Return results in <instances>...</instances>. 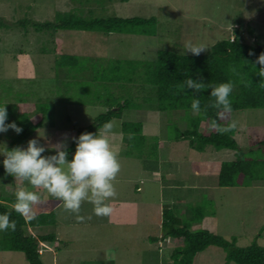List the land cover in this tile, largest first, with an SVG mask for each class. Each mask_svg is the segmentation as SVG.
Segmentation results:
<instances>
[{
  "label": "rangeland",
  "instance_id": "1",
  "mask_svg": "<svg viewBox=\"0 0 264 264\" xmlns=\"http://www.w3.org/2000/svg\"><path fill=\"white\" fill-rule=\"evenodd\" d=\"M80 1L0 0V103L16 106L10 123L23 111L33 115L34 105H48L42 127L22 148L43 134L44 138L38 141L42 146L50 147L66 140L68 148L77 130L91 125L104 112V107L97 102L82 105L60 101L65 95L54 90L53 68L55 58L62 54L154 61L160 50L192 55L183 54L186 40L205 44L207 51L200 54L203 55L216 43L235 36L244 43H257L264 48V0H104L101 5L93 0L91 4ZM88 11L93 12L89 15ZM58 12L97 18H155L156 35L37 33L30 26L17 25L23 19L51 22ZM134 87L133 103L140 107L124 111L122 120H112L117 133L112 144L118 152L121 171L115 181L117 196L110 201L111 214L97 217L93 206L84 202L79 213L85 217L83 222H78L75 214L62 207L56 208L62 212L56 214L58 225L28 228L33 236L54 233L62 243H67L62 255H55L54 248L45 252L41 257L43 263L173 264L170 255L181 245V240L169 238L156 243L147 240L161 235V209L165 204L187 222L191 231L208 230L227 240L236 238L238 247L250 246L254 241L264 247V181H254L249 186L219 187L218 164L233 160L234 152L216 151L212 147L196 152L185 141H172L175 128L186 129L183 112H160L155 109V103L145 105L139 97L143 98L146 92ZM73 95L66 97L73 99ZM89 98L86 96L85 100L89 102ZM233 120L237 123L234 139L247 158L264 157V145L260 143L264 141V109L233 112L229 122ZM122 121L142 123L146 143L150 146L158 143L157 161L151 159L147 161L149 165H144L141 160L124 156ZM15 135L11 129L0 133V152ZM147 150L146 155L152 152ZM53 152L46 151L43 155ZM3 159L0 155V163ZM156 163H159L158 170ZM14 182L0 179L1 197L15 199V192L10 194L5 189L17 184ZM31 190L41 195L43 201L54 199L42 189ZM129 203L136 204L130 208ZM195 210L204 215L199 222L192 219ZM46 249L41 246L39 252L42 254ZM225 255L222 249L209 247L196 254L193 264H225ZM0 264L27 263L21 253L0 252Z\"/></svg>",
  "mask_w": 264,
  "mask_h": 264
},
{
  "label": "trees",
  "instance_id": "2",
  "mask_svg": "<svg viewBox=\"0 0 264 264\" xmlns=\"http://www.w3.org/2000/svg\"><path fill=\"white\" fill-rule=\"evenodd\" d=\"M73 1L82 3L80 0ZM91 1L83 0L89 4ZM93 1L101 5L104 0ZM92 12L88 11L89 15ZM156 24L155 18L116 16L97 18L85 17L76 12H58L51 22L41 23L23 19L17 23L24 28L30 26L37 33L82 31L132 36H155ZM233 40L234 38L222 40L213 45L206 54L199 56L180 55L160 50L154 61L91 59L69 54L58 56L54 60L53 69L55 72L54 90L60 93L62 91L65 95L60 101L82 105L97 102L104 107V112L98 114L91 125L78 129L73 137L86 132L95 133L99 126L107 121L122 120L124 111L139 108L140 106L133 103L134 97L131 93L132 86H135V89L146 92L143 98L139 97L145 105L155 103V109L160 112H183L182 119L186 121V129L181 131L175 128L172 141H185L196 152H204L207 147H212L216 151L234 152L233 160L218 164L217 185L219 187H238L242 184L249 186L254 181H264V157L258 160L248 159L234 139L235 130L225 134L210 130L207 121L216 118V110L208 108L206 117L193 113L190 107L193 99L192 90L180 91L177 88V85L188 77L192 79L200 77L205 83L211 84L233 82L234 89L229 97L232 102V112L226 119L219 120L222 125L229 123L233 112L264 109V88L259 86L261 77L256 74L260 65L255 64L257 57L264 52V48L257 43H244L238 36H235ZM232 67L236 69L235 72L230 71ZM102 92H104L103 95ZM71 93H74L73 99L72 96L66 97ZM197 95L201 100L203 111L211 100L210 89ZM86 96L91 97L89 102L85 100ZM0 106L3 104L0 103ZM5 107L6 123H10L16 106L5 105ZM34 110L33 115L23 111L14 117V122L22 129V132L12 137L7 147L8 150L17 146L21 147L36 130L42 127L48 112V105L39 103L34 105ZM121 133L126 148L124 152L126 158L141 160L144 165H149L147 161L151 159L157 161L159 158L158 143L156 142L157 145L153 146L146 143L147 137L143 135L142 123L122 121ZM129 134L132 136L131 139ZM260 143L264 145V141ZM75 147L71 139L70 146L67 148L69 160H71ZM147 149L152 150L148 155H146ZM249 152L252 153V150ZM48 155H55V152ZM2 162L0 163V179L13 182L14 178L5 174ZM157 164L159 163H156L158 170ZM16 183L12 184L15 187H5L8 193L14 194L15 188L21 186L19 182ZM14 200L0 196V214L7 212L10 214V219L16 222L15 231L0 232V252L21 253L27 264H44L39 253L40 247H53L57 237L54 233L33 236L28 233V228L56 226L55 207L59 201L55 199L43 201L35 209V219L28 221L12 208ZM195 212L196 215L192 219L201 221L204 215L198 210ZM160 231V237L154 240L162 241L166 238L181 240V245L175 247L170 255L173 264H193L196 254L209 247L220 248L225 252V264H264V247L259 246L256 241L250 246L238 247L236 238L227 240L208 230L191 231L187 222L167 206H164L161 211Z\"/></svg>",
  "mask_w": 264,
  "mask_h": 264
},
{
  "label": "clouds",
  "instance_id": "3",
  "mask_svg": "<svg viewBox=\"0 0 264 264\" xmlns=\"http://www.w3.org/2000/svg\"><path fill=\"white\" fill-rule=\"evenodd\" d=\"M230 30L232 32L231 24ZM183 49V54L199 56L207 51V46L186 40ZM255 64L260 65L256 74L261 77L259 86L264 88V52L260 53ZM230 71L235 72L236 69L232 67ZM177 88L180 91L192 90L193 99L190 107L193 113L206 117L208 108L216 110V118L207 121L210 130L225 134L236 129L237 123L234 120L224 125L219 123V120L226 119L232 112L229 97L234 89L233 82L211 84L205 83L200 77L197 79L188 77L179 83ZM209 89L211 100L202 111L201 100L197 94ZM5 105L0 106V133H6L11 129L20 134L22 129L15 122L6 123ZM115 127L113 121H107L99 126L95 133L86 132L73 137L76 147L71 160L68 158L66 140H61L50 147L42 146L38 141L44 138V134L42 137L29 140L27 146L23 148L17 146L8 150L4 146L0 155L4 157L2 163L5 174L13 177L14 181L21 185L15 191V200L12 204L15 212L28 221L35 219V209L43 200L41 195L31 189H42L49 197L59 201L64 211L75 214L78 222L85 219L79 215L84 202L93 206L95 216H109L112 212L110 201L117 196L115 181L121 171L118 152L114 150L112 144V138L117 135ZM129 138H132L131 134ZM46 151H54L55 155H43ZM15 229L16 222L10 219V214L7 212L0 214V232Z\"/></svg>",
  "mask_w": 264,
  "mask_h": 264
},
{
  "label": "crops",
  "instance_id": "4",
  "mask_svg": "<svg viewBox=\"0 0 264 264\" xmlns=\"http://www.w3.org/2000/svg\"><path fill=\"white\" fill-rule=\"evenodd\" d=\"M132 159H134V158H132ZM135 160H138V159H135ZM163 163V162H162ZM155 170H153V172H154ZM139 189V187L138 188H136V190H138ZM136 203H133L132 205H135ZM130 203L128 204V206L130 207V208H133V206H132ZM164 206H169V205H167V204H165V205H163L162 207H164ZM56 208L57 209H61L62 208V204L59 202V204L55 207V218H56V225H58V216L56 217V214L58 215V214H60L59 213V211L61 212V210H57L56 211ZM127 208V207H126ZM123 210V209H122ZM161 211H162V209H161ZM62 213V212H61ZM161 225V224H160ZM37 228H40V227H37ZM32 229H35V228H32ZM159 237H160V235H159ZM156 238H158V237H156ZM147 240L148 241H152V242H159L158 240H154V238H147ZM162 241H164V240H162ZM55 244H58V245H55ZM54 244V247H51V248H48V247H46L47 249L46 250H44V252L41 254V257L43 256V254L45 253V252H47L49 249L51 250V249H55V255H59V253H60V255H62V253L64 252V249L65 248H63V247H66L67 246V243H62L61 242V240L60 239H58V237H57V241H56V243ZM59 244H62L61 246L59 245ZM45 247V246H44ZM68 251V250H67ZM111 254L108 252V256H110Z\"/></svg>",
  "mask_w": 264,
  "mask_h": 264
},
{
  "label": "built area",
  "instance_id": "5",
  "mask_svg": "<svg viewBox=\"0 0 264 264\" xmlns=\"http://www.w3.org/2000/svg\"><path fill=\"white\" fill-rule=\"evenodd\" d=\"M40 253V252H39Z\"/></svg>",
  "mask_w": 264,
  "mask_h": 264
}]
</instances>
